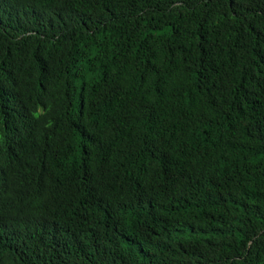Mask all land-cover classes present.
I'll use <instances>...</instances> for the list:
<instances>
[{"label":"trees","instance_id":"1","mask_svg":"<svg viewBox=\"0 0 264 264\" xmlns=\"http://www.w3.org/2000/svg\"><path fill=\"white\" fill-rule=\"evenodd\" d=\"M6 264H264V0H0Z\"/></svg>","mask_w":264,"mask_h":264},{"label":"clouds","instance_id":"2","mask_svg":"<svg viewBox=\"0 0 264 264\" xmlns=\"http://www.w3.org/2000/svg\"><path fill=\"white\" fill-rule=\"evenodd\" d=\"M26 229L24 221L18 216L0 217V264H6L5 243L11 240L21 241L26 234ZM38 255L37 248L31 250L28 256L29 264H36Z\"/></svg>","mask_w":264,"mask_h":264}]
</instances>
